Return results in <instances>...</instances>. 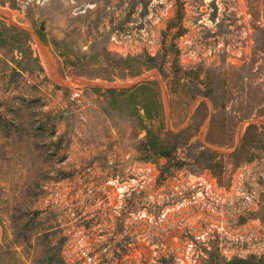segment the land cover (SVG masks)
<instances>
[{
  "label": "rangeland",
  "instance_id": "obj_1",
  "mask_svg": "<svg viewBox=\"0 0 264 264\" xmlns=\"http://www.w3.org/2000/svg\"><path fill=\"white\" fill-rule=\"evenodd\" d=\"M0 8V264H175L209 223L242 242L200 264H264V0ZM36 36L63 82L101 87L51 77ZM131 173L158 202L204 179L222 199L150 226L106 184Z\"/></svg>",
  "mask_w": 264,
  "mask_h": 264
},
{
  "label": "built area",
  "instance_id": "obj_2",
  "mask_svg": "<svg viewBox=\"0 0 264 264\" xmlns=\"http://www.w3.org/2000/svg\"><path fill=\"white\" fill-rule=\"evenodd\" d=\"M203 181V182H202ZM197 183H182L168 190L165 200L158 202L157 192L150 195L146 191L148 182L145 176L140 174H130L125 176L110 175L107 177L106 184L114 190L119 208H127L129 215L136 221L145 222L150 226H156L162 223L170 214L179 212L192 205H206L212 211L214 207L221 202V195L216 193L212 184L206 179ZM145 192L148 194L147 199ZM135 198H141L138 202ZM147 199V200H146ZM131 205L128 206V203ZM213 242H217L219 247L233 245L242 242L240 234L219 223H209L206 228L194 235L185 234L183 248L179 254L173 257L175 264H200V261L206 259L211 251ZM82 247L84 242L79 240ZM108 249V244L104 250ZM81 254L88 261L92 256L86 249H82Z\"/></svg>",
  "mask_w": 264,
  "mask_h": 264
},
{
  "label": "water",
  "instance_id": "obj_3",
  "mask_svg": "<svg viewBox=\"0 0 264 264\" xmlns=\"http://www.w3.org/2000/svg\"><path fill=\"white\" fill-rule=\"evenodd\" d=\"M43 29H44V26L41 25V26H40V30H43ZM36 39H37V42H38V44H39V47H40L41 51H42L43 54L45 55V57H46V59L48 60L49 64H53V63H52V60H51V58H50V55H49V53H48V51L46 50L45 46L43 45V43L41 42V40L39 39L38 36H36ZM57 78H58V81H59L61 84H63V85L68 84L67 82H63L58 76H57ZM149 78H150V75H147V76H145V77L140 78V79H139L137 82H135L134 84L141 83V82H143V81L148 80ZM134 84H133V85H134ZM86 85H89V86H91V87H101L100 85H96V84H88V83H87ZM131 86H132V85H131ZM131 86H126V87H131ZM124 88H125V87H124ZM210 116H211V112H210ZM249 122H250V123H253V124H258V123H264V120L257 119V120H250Z\"/></svg>",
  "mask_w": 264,
  "mask_h": 264
},
{
  "label": "bare ground",
  "instance_id": "obj_4",
  "mask_svg": "<svg viewBox=\"0 0 264 264\" xmlns=\"http://www.w3.org/2000/svg\"><path fill=\"white\" fill-rule=\"evenodd\" d=\"M0 14H3L5 17H7L9 20H12L14 19V16H13V13L11 11H9L8 9H1L0 8ZM40 54H41V57H42V60H43V63L45 64V67L48 71V73L50 74L51 77H53L55 80L58 81V78H57V75H56V70L53 66V64H49L48 60L46 59L45 55L43 54V52L40 50ZM53 61V60H52ZM53 63V62H52ZM74 82V83H73ZM73 82H67L69 84H75V83H78V84H86L85 81H81V80H73ZM76 85V84H75Z\"/></svg>",
  "mask_w": 264,
  "mask_h": 264
},
{
  "label": "trees",
  "instance_id": "obj_5",
  "mask_svg": "<svg viewBox=\"0 0 264 264\" xmlns=\"http://www.w3.org/2000/svg\"><path fill=\"white\" fill-rule=\"evenodd\" d=\"M175 147V146H174ZM155 148H151V149H148L149 151L153 150ZM174 148H171V151H173ZM156 153H158V151H156ZM159 154L163 155V156H169L170 152H164V153H161L159 152ZM212 155H215L213 152H211Z\"/></svg>",
  "mask_w": 264,
  "mask_h": 264
}]
</instances>
